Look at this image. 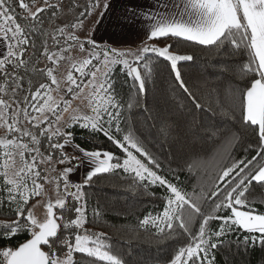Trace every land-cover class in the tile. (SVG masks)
Here are the masks:
<instances>
[{
	"label": "snow or ice",
	"instance_id": "6c2138e0",
	"mask_svg": "<svg viewBox=\"0 0 264 264\" xmlns=\"http://www.w3.org/2000/svg\"><path fill=\"white\" fill-rule=\"evenodd\" d=\"M112 4L0 0V264H129L118 240L155 246L150 264H216L235 233L264 250V0H130L97 40ZM157 79L170 96L150 109ZM155 189L129 226L121 198Z\"/></svg>",
	"mask_w": 264,
	"mask_h": 264
},
{
	"label": "trees",
	"instance_id": "16d2710c",
	"mask_svg": "<svg viewBox=\"0 0 264 264\" xmlns=\"http://www.w3.org/2000/svg\"><path fill=\"white\" fill-rule=\"evenodd\" d=\"M81 3L85 4L83 0H81ZM180 51L184 52L186 50L181 49ZM206 62V58L199 57L196 61L190 62L192 65L190 68H182L185 79L187 80L189 78V75H191L192 79H195L198 75H200L202 73L201 66ZM167 88L168 84L163 83V79H157L155 87H153L151 84L148 85L146 103L150 109L153 108V106H157L160 109H163L167 106L168 97L170 96V93L166 91ZM127 91L128 89L127 87H125L124 92L127 93ZM133 111L143 112V107L141 106V108L139 109H133ZM143 115L147 116L148 113L143 112ZM149 123H151L150 120ZM186 136L187 132L182 121L179 123L178 127L174 126L172 128V139H179L180 142L183 143ZM188 139L190 140L191 138L188 137ZM77 142H82L79 135L77 136ZM98 147L107 148L109 147V145L104 144L99 145ZM176 147H178V145L174 146V150ZM236 154L237 156H241L243 155V152L242 150L237 149ZM177 155L179 156V153H177ZM178 174L180 176L181 183L186 186L189 191H191V188L197 183L198 178L196 176H188L187 172H180ZM171 178L172 177L169 176V179ZM111 191L112 190L108 188L103 189L105 195H110ZM154 191L156 193L155 197H144L139 203H137L138 198L132 197L131 193L127 194L129 197L127 201V207H125V199L121 198L117 207H119L121 211L129 212V217L127 218L129 220V226L135 224L137 217L142 218L143 215L147 214L149 211L154 212L157 210V208L159 207L161 190L155 189ZM262 191L264 190L259 189V187L257 186V188L254 190V194H259ZM257 199H259V195L257 196ZM256 207L257 210L264 211V204L257 203ZM129 209H131V211H129ZM105 216L108 223H111L115 218V214L110 211L106 212ZM94 230L101 231L105 229L96 228ZM244 235H247V233H235L232 235L231 240L233 241V243L230 246H225L222 250L217 252L216 264H264V250H261L258 244L255 250L249 248L247 251H245L242 247L238 248V246L235 244V240H242ZM113 238L118 239L115 234H113ZM20 239H24V236L21 235ZM118 243L123 245L122 247L117 248L118 253H120L125 260H128L129 264H150L149 258L157 255V248L155 246H149L148 244L141 243L135 240H133L131 244L125 242L124 240H118ZM160 248L163 249V251H160L159 255H167L168 248L166 247V245L161 244Z\"/></svg>",
	"mask_w": 264,
	"mask_h": 264
},
{
	"label": "crops",
	"instance_id": "0c3cea01",
	"mask_svg": "<svg viewBox=\"0 0 264 264\" xmlns=\"http://www.w3.org/2000/svg\"><path fill=\"white\" fill-rule=\"evenodd\" d=\"M42 2V0H41ZM130 0H113L112 11L109 16L101 24L99 31L96 33V39L99 40L101 37L107 38L113 34L119 35L121 32L120 25L122 20L119 19L124 11V6L128 4ZM123 44L121 46L128 47L129 44Z\"/></svg>",
	"mask_w": 264,
	"mask_h": 264
},
{
	"label": "rangeland",
	"instance_id": "374dc122",
	"mask_svg": "<svg viewBox=\"0 0 264 264\" xmlns=\"http://www.w3.org/2000/svg\"><path fill=\"white\" fill-rule=\"evenodd\" d=\"M83 2L87 3V0H83ZM71 55L74 58L78 59L79 56H80V54L78 52V49L77 50H72ZM67 68H68V65L66 63L62 62L61 65L59 66V73H62V74L66 75ZM58 78H59V75H58Z\"/></svg>",
	"mask_w": 264,
	"mask_h": 264
}]
</instances>
